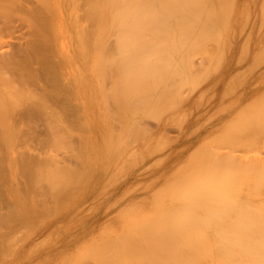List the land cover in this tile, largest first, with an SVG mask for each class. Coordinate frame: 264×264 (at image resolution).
Instances as JSON below:
<instances>
[{
    "label": "bare ground",
    "instance_id": "bare-ground-1",
    "mask_svg": "<svg viewBox=\"0 0 264 264\" xmlns=\"http://www.w3.org/2000/svg\"><path fill=\"white\" fill-rule=\"evenodd\" d=\"M235 2L236 0H0V200H5L4 203L0 202V249L7 248L12 239L22 245L21 247H31L35 239L28 240L30 229H40L35 234L36 239L39 243L40 240L44 241L45 239H41L43 233L52 230L53 226L62 225L67 216L61 210V202L65 203L66 194V199L70 202L78 200L82 194L90 196L86 185L87 178L93 172L90 153L92 158L96 154L99 158L100 155L103 161H109L112 158L110 156L115 154V157H118L119 169L124 172L122 169L125 170L128 162L133 161L137 154H133L132 159L131 156L129 158V155H125V148L138 142L132 141L126 146L130 141L129 136L134 138L132 133L138 130L134 126L136 118H156L157 113L159 117L163 108L160 111L157 109L161 106L169 112L170 106L176 107L177 101L174 102L172 96L174 93L178 95L179 91L182 99L177 96L181 99L178 105L184 106L182 109L188 107L191 111L192 107H195L194 110H203L205 104L207 105V94L210 92L207 91L204 95L201 92V95L193 96L192 100L184 101L183 95H188L185 92L182 95L183 87L190 94L191 91L199 89L198 85L202 81H209L206 86L209 88L204 87V91L212 89L215 85L216 82L211 80L215 79L220 69L218 67L222 66L224 57L230 51V39L234 40L242 30L239 24L241 16L235 9ZM260 2L256 26L260 33L258 39L256 38V47L254 51H248L243 44L242 49H239V53L245 52L243 59L246 53L252 57L248 69H264V0ZM235 10L237 15L236 12L233 15ZM242 25H245L244 21ZM10 37L17 39V43L13 45ZM237 38L235 40L241 39L239 36ZM107 40H113L116 46L114 50L110 48L111 45L110 49L107 48ZM210 42L215 43L213 52L212 46L208 48L207 45ZM239 44H242V41ZM193 55L208 59L201 75L196 74L197 71L193 72L194 69L190 66ZM106 75L112 84V89L106 96L111 98L117 109L115 111L118 113L119 123L117 117L116 122L120 127V131L115 134L111 129L108 130L114 134V142L109 140L110 134L106 138L108 132L98 131L101 122L99 105L107 108L106 100L109 101L105 100L103 87L101 88L103 84L100 81ZM170 80L174 81L173 87H177L178 83L188 86H181L183 90L178 88L179 90L174 92L170 89L172 84L167 87ZM238 81L234 74H230L224 81L225 88L230 89L235 98L233 101L231 99L230 103L227 101L229 105L240 101L241 88L235 91L239 85ZM249 85L246 84L247 87H243L241 92L242 95L256 93L257 97L255 94L252 97L254 101L249 97L246 106H243L245 101L240 104L244 107L240 106V115L234 110L233 116L223 121L229 122L224 125L227 131L223 132L224 128L218 131V126L214 129L218 132L214 139L220 142V145L224 144L226 151H220L221 154L217 150L210 152L202 144L203 140L199 139L198 143L201 144L195 145L198 146L197 149L193 148L195 153H192L193 149L188 150L193 154L189 156L186 152L192 141L185 139L183 147L180 145L182 150L176 149L175 157L186 149L185 157L188 158H182L185 159L184 162H179L180 166L177 164L178 167L174 170L176 172L170 177L162 173L163 169L158 171L162 173V182L158 183L160 180H156L157 176L155 180L153 177L151 195L147 196L141 192V181L130 185L133 187L130 188L129 194L134 199L125 200L126 191L120 192L118 201L116 199L120 204L119 212L116 211L119 214L117 217H107L100 228L102 232L114 236L111 239L108 237L109 240H94L95 245L103 242V245L99 246L100 253H103V256L100 255L101 260H117L121 264H264V76L255 82H249ZM195 95H198V91ZM209 97L211 98V95ZM161 98L165 99V103L158 104ZM227 103L225 101L223 104ZM220 107L218 110L222 108ZM228 109L230 106L225 110ZM185 110L182 112L187 113L188 109ZM198 112L201 114V111ZM191 118L194 119L193 116ZM132 119L134 127L129 124ZM113 122L115 120L111 123ZM206 123L199 131H207ZM139 126L137 127L140 128ZM198 127L199 125L195 128L192 126L193 129L190 128L189 131H198ZM74 128L77 133L82 128L89 134L91 131V136L98 137L99 141L94 145H91L90 140L91 144L88 140L83 143L84 136L79 135L81 131L78 133L79 137L75 135L77 133ZM130 128H135L131 130L132 133ZM189 131L188 136L191 134ZM74 132V138L77 136L80 141L76 140L73 148L74 145L70 146L71 141L69 142L68 138L73 136ZM136 133L134 135L139 136V133ZM145 134L146 132L143 135ZM80 136L83 139H79ZM29 139L32 144H28ZM146 144L144 141L143 147ZM61 146L64 150L67 148L66 151L75 157L76 160L72 157L76 161L72 163L75 166L69 164V167H65L63 162L66 160L55 157L54 149ZM154 147L151 149L153 151L149 152L148 149L144 153H149V156L154 152ZM236 147L240 149L237 151L239 154L244 150L241 155H234L232 152L237 150ZM135 149L134 153L142 152L141 149ZM174 151L175 149L169 155ZM68 152L65 153L71 155ZM140 153L137 156L139 164L144 159V153L142 152V156ZM156 157L155 161L152 159L154 163L158 162L161 156ZM164 157L167 158L166 162L169 158L167 155ZM94 159L92 160L95 163L98 159ZM134 161L135 165L131 162L128 168L137 165L136 157ZM60 163H63L65 169H62L61 165L58 166ZM136 172V175L132 173L131 179L136 178ZM122 176L120 179H123ZM114 181L116 182L115 179ZM45 191L48 195L52 194L50 203L46 201ZM42 212L46 215L52 213L54 219L50 220L48 216L42 218ZM76 212L77 215L73 214L74 217L71 218L72 222L75 223L84 217L81 221L86 223L89 216L86 217L83 212L79 214L78 210ZM86 230L88 227L82 229L87 234ZM27 231L29 233L26 235ZM23 235H26L29 242H21ZM56 244L54 246H57Z\"/></svg>",
    "mask_w": 264,
    "mask_h": 264
},
{
    "label": "rangeland",
    "instance_id": "rangeland-1",
    "mask_svg": "<svg viewBox=\"0 0 264 264\" xmlns=\"http://www.w3.org/2000/svg\"><path fill=\"white\" fill-rule=\"evenodd\" d=\"M259 3V4H258ZM240 4V5H239ZM261 4V2H260V0H236V2H235V9H237V11H239L238 13H239V16H241L240 17V20L241 21H239V24L242 26V27H244V26H246L245 28H242L241 27V31L239 32V35H237V36H239V38L241 37V39H239V40H235V39H238L237 38V36H236V38L233 40H231L230 39V51H229V53L224 57V61L222 62V66H219L218 67V73H217V75H215V79L214 80H211V81H213V82H216L215 83V85H213V88L212 89H206V91H204V87H206L207 86V84H208V82L209 81H207V80H205V81H202V83H199V89H200V91H199V89H195L194 90V92H190V94H188L189 92L186 90V88L185 87H183L185 84H181V85H179V83L177 82V81H175V83L177 82L178 83V86L177 87H173V83H174V81L173 82H171V80L168 82L169 83V85H167V87L168 86H170V84H172V87L170 88L171 90H173L174 92H177L179 89L180 90H183V93H182V91H181V93H182V95L184 94V92H185V94H187L188 96H186V95H183L184 97H183V99H184V101H185V99L186 100H192L193 99V96H199V95H201V92H203V94L202 95H204L205 93H208V92H210L209 94H207L208 95V98L206 99V101H207V105L205 104V106L203 107V110H201L200 108H197V109H195L194 110V108L195 107H192V109H191V111H189V108L188 107H185V108H183L184 110L187 108L188 109V111H186L187 113H185V112H182V107H184V106H181V105H178V101H179V99L181 98L182 99V96H179V92H177L178 93V95L177 94H175L174 93V95L172 96V99H174L173 101L174 102H176L177 101V104H176V107L175 108H172V106H170L171 107V109L169 110V112H167L168 111V109H167V111L165 110V107H159L157 110H161V108H163L164 109V111H157V112H159V117H157V114H155L156 115V118H152V117H145L144 119L140 116L139 118H136L135 119V122H134V120L132 119V120H130L129 121V124H132V127H134V126H136V128L138 129L137 131L136 130H134V129H132V128H130V131L131 130H134V132L132 133V131H131V133L133 134V136H134V138H132V137H130L129 136V139L128 140H130V141H128V144L126 145V146H128L129 145V143L131 144V142L133 141H137L138 140V142L136 143H132L131 145H129V147H127V148H125V155L126 156H128L129 155V158H130V156H131V158L130 159H132V157L135 155V157H136V160H137V165L136 166H134L133 167V165H131L130 166V168H128L129 166V163L131 164V162H132V164H134L135 165V157L133 158V161L131 160L130 162H128V165H126L127 167H126V169L124 170V168L122 169L124 172H121L120 171V169H119V163H118V157L116 158L115 157V154L113 155L112 154V156H110V157H112V158H110V160L108 161V160H106V161H103V160H101L100 159V155H99V158H98V156H97V154L95 155V156H93V158H95L94 160H96V159H98V160H96L95 161V163H94V161L92 160L93 158H92V155H90L89 154V156L91 157V160H90V164H91V161L93 162L92 164H91V167H93L92 168V170H93V172L90 174L91 176H89L88 178H87V180H86V185H87V187L89 188V197H86L87 195H80L79 197V199L77 200V199H74L73 201H75V203L73 204L72 202H70L69 200H67L66 198H68V195L66 194V198L64 199L65 200V203L64 202H61V204H62V206H61V210L63 211V213H66L67 214V216L64 218V222H63V224L62 225H60V226H53V228H52V230H48V231H46L45 233H43V235L41 236V235H39V236H41V239H45L44 241H42V240H40L41 242L39 243V240L38 239H36V233L37 232H39V230H35V229H30L29 231H30V234L29 235H27L26 233H29V231H27V232H25V234L27 235V238H28V240H34L35 239V242H32V245H31V247H29V248H27V247H21L17 242H15V241H10L9 242V246L6 248H1L0 249V264H110L111 262H113L112 264H121V263H119L117 260H113V261H108V262H105L103 259V261L100 259L101 258V256L100 255H102L103 253H100L101 252V249L99 248V246H100V244L101 245H103V242H101L99 245H95V241L94 240H96L97 238H98V240L100 239H103V238H105V239H107V240H109V238L111 239V237H113L114 235H111V234H107V233H104V232H102L101 230H100V228H102L103 227V224H104V222H105V220H106V218L107 217H111V218H113V217H117V214H119V213H117V212H119V206H120V204L117 202L118 201V199H117V197L120 195V192H123V191H126V194H124L125 195V200H128V198H129V200H132V199H134V198H131V195L129 194V191L132 189V187L133 186H130V185H133V184H136V183H139L140 181V185L145 189H143L142 188V191L141 192H143L144 194H146L147 196H149V195H151L152 194V189H153V177H154V180H155V178H156V176H157V178L158 179H156V180H162V173H164L165 175L167 174L168 176L167 177H170V175L172 174V173H175L176 171H174V170H176V168L178 167L177 166V164L179 163V164H181V163H183L184 162V160L185 159H187L185 156H187V154L185 155V152H186V149L185 150H183L180 154H179V159H178V157L176 158L175 157V152L179 149V150H182L181 148L183 147V144L185 143V142H183L185 139L187 140L188 138L189 139H191V145L189 146V148L187 149V151L188 150H192L194 147H196L195 149H197V147L198 146H195V145H200L201 143H198L199 142V139L200 140H203V141H201L202 142V144H204L205 146H206V148L205 149H209V151L210 152H213V151H226L225 149H224V147L223 146H225L224 144H223V146L222 145H220L221 143L220 142H217V140H215L214 139V137H216L217 136V134H218V132L216 133L215 132V130L214 129H217V126L218 127H220V129H218V131H221L225 126V124H227V123H229V122H223V121H225L226 120V118L227 117H230L231 118V116H233L232 114L234 113V110L237 112H239V110H240V104H242L244 101L246 102H248L249 100H248V98L251 100V98L254 96V94L256 95V93H252V94H246V93H243V95H244V97H243V95H242V90H243V87H247L248 85H249V82H255V80H258L260 77H262V76H264V75H261L260 76V74H264V69H248L249 67H248V63L251 61V56L250 55H248V53H246V56H245V58L243 59V57H244V54H245V52H244V54H243V52H242V54L241 53H239V52H241V50H239V49H242V47L244 46L243 44H245V49L246 50H252V51H254V49H255V47H256V41H257V39H258V36H259V33H260V31L258 30V27L256 28V26H258V24H257V21H258V13H259V7L261 6L260 5ZM238 7V8H237ZM241 7V8H240ZM251 9H253V10H251ZM255 10V11H254ZM237 11L235 10V11H233V15H235V13L234 12H236V15H237ZM244 11H245V13H244ZM255 12V13H254ZM249 14V16H247V15ZM255 14V15H254ZM247 18H246V17ZM252 16H253V18H254V20H253V18H252ZM255 16V17H254ZM231 17H232V15H231ZM235 17V16H234ZM245 17V18H244ZM244 18V19H243ZM246 19V20H245ZM251 19H252V23H251ZM243 21H244V24L245 25H242L243 24ZM246 21V22H245ZM254 21V22H253ZM240 22H242V24L240 23ZM239 28V27H238ZM244 29V30H243ZM247 30V31H246ZM256 30H258V32L256 31ZM254 31H256V32H254ZM247 33V34H246ZM257 33V34H256ZM15 34V36L17 35V32H15L14 33ZM14 34H13V37H15L14 36ZM244 34L246 35V36H244ZM256 35V36H255ZM232 36V33H231V35H230V37ZM255 36V37H254ZM13 37H10L11 39H10V42L14 45L15 44V42L17 41V39L15 40V38L13 39ZM111 37V36H110ZM242 37H244V39L242 38ZM232 38V37H231ZM248 38H249V40H248ZM257 38V39H256ZM108 39V38H107ZM111 38H109V40H110ZM109 40H107L106 42H105V44L107 43V45H108V47L107 48H109V45H111V47L110 48H112V50H114L113 48L114 47H116V46H114V43L112 42L113 40H111V42L109 41ZM244 40V41H243ZM241 41H242V44H239V43H241ZM247 42V43H246ZM254 42V43H253ZM17 43V42H16ZM108 43H110V44H108ZM253 43V44H252ZM215 44V43H214ZM214 44H212V42H210V43H208L207 45L209 46L208 48H211L210 46H212V52L214 51L213 50V48H215V47H213V45ZM207 45H206V47H207ZM246 45H248V46H246ZM253 45V46H252ZM215 46V45H214ZM239 46V47H238ZM252 46V47H251ZM237 47V48H236ZM241 47V48H240ZM251 47V48H250ZM109 48V49H110ZM207 48V49H208ZM245 49H243V51L245 50ZM112 50H111V52H112ZM208 51H210V49L208 50ZM116 52V51H115ZM209 53H211V51L209 52ZM111 54H113V52L111 53ZM116 54H117V52H116ZM116 54H114L116 57H117V55ZM192 57V56H191ZM118 58V57H117ZM234 59V60H233ZM191 60H192V65L190 64V66H192V68L194 69L193 70V72H196V74L197 73H201L202 74V69H203V67H205L207 64H206V62H207V58H204V57H198V55H196V57H195V55H193V57H192V59H190V62H191ZM244 60V61H243ZM250 60V61H249ZM255 60V59H254ZM252 61H253V59H252ZM236 62V63H235ZM236 64V65H235ZM246 67H245V66ZM208 67V66H207ZM195 68H196V70H195ZM244 69V70H243ZM246 69V70H245ZM192 70V69H191ZM262 70V71H261ZM199 71H201V72H199ZM205 70H203V72H204ZM261 71V72H260ZM192 72V73H193ZM233 72V73H232ZM258 72V73H257ZM191 73V74H192ZM256 73V74H255ZM260 73V74H259ZM194 74V73H193ZM192 74V75H193ZM200 74V75H201ZM230 74H234L236 77H237V79H239V81L237 82L239 85H238V88L237 89H235V91L236 90H238V89H240V92H239V95H240V101L239 102H236V101H234L235 102V104H233V102H232V104L233 105H229L228 103H230V101H231V99H232V101L233 100H235V98L233 97V93L231 92V90L229 89H227V88H225V82L224 81H226V79H227V77L230 75ZM259 74V75H258ZM258 75V76H257ZM197 76H199V75H197ZM196 76V77H197ZM257 76V77H256ZM260 76V77H259ZM104 77V76H103ZM195 77V76H194ZM193 77V78H194ZM200 77V76H199ZM199 77H197V78H199ZM191 79H192V77H190ZM196 78V79H197ZM94 79V78H93ZM106 79V80H105ZM108 77H107V75H106V77H104V79L102 78V80H100V81H102L101 83L103 84L102 86H101V88L103 87V92H104V94H105V100L106 99H109V97L108 96H106V94L108 95V93H109V91L112 89V84H111V80H110V78L108 79ZM195 79V78H194ZM251 79V80H250ZM105 80V81H104ZM193 80V79H192ZM244 80V81H243ZM171 82V83H170ZM180 83H181V81H179ZM227 83V82H226ZM105 84V85H104ZM247 84V86H245ZM174 86H176V85H174ZM183 87V89H182V87ZM185 86H188L187 84L185 85ZM227 86V85H226ZM250 86V85H249ZM111 87V88H110ZM181 87V88H180ZM229 87V86H228ZM174 88V89H173ZM179 88V89H178ZM202 88V89H201ZM206 88H209V87H206ZM170 89H168V90H170ZM167 90V91H168ZM170 90V91H171ZM186 90V91H185ZM203 90V91H202ZM213 90V91H212ZM198 91V95H195L196 94V92ZM208 91V92H207ZM225 91H228V92H225ZM242 91V92H241ZM234 92V91H233ZM223 93V94H222ZM232 93V94H231ZM229 94V95H228ZM211 95V98L209 97ZM237 95H238V93H237ZM238 95V96H239ZM249 95V96H248ZM175 96L177 97V96H179V97H177V98H175ZM185 96H186V98H185ZM221 96V97H220ZM230 96V97H229ZM174 97V98H173ZM231 97H233V98H231ZM256 97H257V95H256ZM195 98V97H194ZM111 99V98H110ZM109 99V101L108 100H106L108 103L106 104V102H105V104H106V106L105 107H107V108H103L101 105H99L100 106V108H101V112H100V120H101V122L99 123V126H98V131L99 132H101V133H105V132H108L107 134H106V138H107V136H108V134H110V141L112 140L113 142H114V140L116 139H114V137L115 136H113V138H112V132L114 131V134L115 133H118L120 130V127L117 125V120H116V117L118 116V113H117V111H115V110H117L116 109V107L114 106V104L111 102L112 100H110ZM180 99V100H181ZM210 99V100H209ZM228 99V100H227ZM253 99V98H252ZM256 99V98H255ZM176 100V101H175ZM165 101V99L163 100L162 98L160 99V103H158V104H161V103H165L164 102ZM172 101V102H173ZM225 101H226V103H227V101H228V103L226 104V105H224L225 104ZM253 101H254V99H253ZM171 102V103H172ZM243 103L244 105L243 106H246L248 103L246 102V103ZM220 103V104H219ZM224 103V104H223ZM110 106H109V105ZM221 104H223V105H221ZM237 104V105H236ZM239 104V105H238ZM253 104V103H252ZM113 107H112V106ZM171 105V104H170ZM179 107H178V106ZM216 105H218L217 106V108H216ZM228 105V106H227ZM219 106H221L220 108V110H218L219 109ZM230 106V109H228V111L227 110H225L226 108H228ZM232 106L234 107L235 106V108H232ZM243 106H241V107H243ZM174 107V106H173ZM224 107H225V109H224ZM239 107V109H237ZM178 108H180V109H178ZM191 108V107H190ZM233 110H232V109ZM244 108V107H243ZM242 108V112H244L243 109ZM103 109H104V111H103ZM106 109H108V110H106ZM178 109V110H177ZM182 109V110H181ZM211 109H213V110H211ZM216 109H217V111H216ZM223 109H224V111H223ZM110 110V111H109ZM175 110H176V112H175ZM205 110V111H204ZM232 110V111H231ZM166 111V112H165ZM181 111V112H180ZM198 111H201V114H200V112H198ZM203 111V112H202ZM223 111V112H222ZM227 111V112H226ZM231 111V112H230ZM110 112V113H109ZM111 112L113 113V114H111ZM164 112V113H163ZM188 112H191V114L190 113H188ZM197 112H198V116H197ZM222 112V113H221ZM241 112V113H242ZM170 113H173V114H170ZM117 114V115H116ZM168 114H169V116H168ZM178 114V115H177ZM183 114V115H182ZM190 114V115H189ZM196 116H195V115ZM210 114H211V116H212V119H211V116H210ZM227 114V115H226ZM110 115V116H109ZM112 115V116H111ZM161 115V116H160ZM166 115V116H165ZM207 115H208V117H209V119H208V117H207ZM226 115V116H225ZM238 115H240V112H239V114ZM165 116V117H164ZM176 116V117H175ZM179 116V117H178ZM182 116H184V118H182ZM187 116V117H186ZM189 116V117H188ZM193 116V118L194 119H192L191 117ZM200 116V117H199ZM113 117H114V120H115V122H113V123H111L112 121H114V120H112L113 119ZM186 117V118H185ZM141 118V119H140ZM169 118H171L170 120H169ZM207 118V119H206ZM111 119V120H110ZM117 119H118V117H117ZM140 119V120H139ZM154 119H157V120H154ZM182 119V120H181ZM184 119V120H183ZM203 119H204V121H203ZM167 120V121H166ZM181 120V122H179ZM227 120H228V118H227ZM131 121H133L134 123H136L134 126H133V124L134 123H131ZM137 121V122H136ZM139 121V122H138ZM164 121V122H163ZM165 121H166V123H165ZM183 121H186V122H183ZM190 121V122H189ZM216 121V122H215ZM105 122V123H104ZM198 122L200 123V124H198ZM207 122V123H206ZM118 123H119V119H118ZM138 123V124H137ZM203 123V124H202ZM204 123H206L207 124V131L208 130H212L211 132L213 133V134H211V132H207V131H203L202 129L199 131V128L201 127V126H204L205 124ZM223 123V125H221ZM139 124H140V126H139ZM81 125V124H80ZM115 125V126H114ZM196 125H199V127L197 128L198 129V131H196V129L195 130H193L192 132H194L195 131V133H192L191 131H189L190 130V128H192V126H193V128H195L196 127ZM216 125V126H215ZM116 126H118L116 129H115V127ZM131 126V125H130ZM137 126H139L140 128H138ZM221 126H223V127H221ZM226 126H228V125H226ZM83 127H85V126H83ZM114 127V128H113ZM183 127H184V129H183ZM210 127V128H209ZM76 128H78L77 126H76ZM76 128H74L75 129V132L77 133V129ZM81 128V126L78 128V129H80ZM192 128V129H193ZM212 128V129H211ZM226 128V127H225ZM224 128V129H225ZM109 129H111V131L112 132H109L108 130ZM183 129V130H182ZM227 129V128H226ZM223 130V132L224 131H227V130ZM82 130H83V128L81 129V130H79V132L78 133H80V131H81V133L79 134V135H81L82 134V136H84V140H82V142L83 141H85V142H83V143H86V140H88V142H89V140L92 142V144L89 142V144H91V145H94V144H96L99 140H98V137L96 138V137H92L91 135H93V133L90 131V134H89V132H85V129L83 130V132L84 133H86L85 135H84V133L82 132ZM87 130V129H86ZM119 130V131H118ZM89 131V130H88ZM137 133H136V132ZM139 131V132H138ZM140 131H143L144 133L146 132V134L145 135H143L144 133H141ZM191 132V134L188 136V134H187V132ZM75 132L72 134L73 136H71V137H69L68 138V141L71 143H69L70 144V146H72V145H74L75 143H77L76 142V140H77V136L79 137V135H78V133L77 134H75ZM215 132V133H214ZM138 134L139 136H137V135H134V134ZM140 133L142 134V135H140ZM204 133V135H202ZM208 133V134H207ZM74 134L75 135H77L76 136V138H74ZM113 134V135H114ZM185 134V135H184ZM205 134H207L206 136H205ZM91 137H90V136ZM104 135V134H103ZM216 135V136H215ZM82 136H80V138L79 139H83V137ZM88 136V137H87ZM202 136V137H201ZM210 136V137H209ZM82 137V138H81ZM137 137H139L138 139H137ZM143 139V137L145 138L143 141H140V139L141 138ZM185 137V138H184ZM192 137V138H191ZM196 137V138H195ZM204 137H206V138H204ZM87 138V139H86ZM88 138H90V139H88ZM131 138L133 139V140H131ZM202 138H204V139H202ZM209 138V139H208ZM74 139V140H73ZM32 140V139H31ZM73 140V141H72ZM94 140H95V142H94ZM161 140V141H160ZM28 141V144L31 142V144H32V141H30V139L29 140H27ZM34 141V140H33ZM77 141H80V140H77ZM105 141H106V139H105ZM147 142V144H146V146H144L143 147V145H142V143L143 142ZM150 141V142H149ZM74 142V143H73ZM81 142V143H82ZM157 142V143H156ZM73 143V144H72ZM80 143V142H79ZM80 143V144H81ZM196 143V144H195ZM198 143V144H197ZM88 144V143H87ZM88 144V145H89ZM145 144V143H144ZM155 144H156V146H155ZM159 144V145H158ZM161 144V145H160ZM170 144V145H169ZM225 144H227V143H225ZM79 145V144H78ZM167 145V146H166ZM172 145V146H171ZM180 145H182V147L180 146ZM97 146V145H96ZM140 146V147H139ZM141 146H142V148H144V149H142L141 148ZM150 148H149V147ZM155 146V147H154ZM180 146V147H179ZM205 146H203V148L205 147ZM222 147V149H220L219 147ZM75 147V145L73 146V148ZM113 147V146H112ZM133 147V148H132ZM148 147V148H147ZM152 147H154V152H152L149 156H148V154H147V152H145L144 153V151H148V149H149V152H151V151H153V150H151V149H153ZM227 147L229 148L230 147V145H227ZM61 149L62 148V150H56V149ZM58 148H55L54 149V154H55V157L57 158V159H59V160H61V158H62V160L64 159V160H69V161H65V162H63L64 164H66L65 165V167H69L68 165L69 164H71L72 166H75L74 164H72V163H76V161H74V159H75V157H73V155L70 153V152H68V151H66L67 150V148H66V150H64L65 148H63V146H61V147H58ZM136 148V149H135ZM171 148V149H170ZM238 147H236L235 149H237ZM131 149V150H130ZM133 149V150H132ZM134 149L136 150V151H138L139 149H141L142 150V152L144 153V156H147V157H144V156H142L143 155V153L141 154L140 152H135L134 153ZM147 149V150H146ZM175 149V151H174V153L170 156L169 154H170V152H172L173 150ZM177 149V150H176ZM151 150V151H150ZM178 150V151H179ZM240 149H237L235 152H237V151H239ZM140 151V150H139ZM228 151V150H227ZM230 151V150H229ZM244 150H241V152H243ZM65 152H68V153H70L71 155H69L68 156V154H66ZM133 152V153H132ZM196 152V151H195ZM194 152V149H193V151H192V153H195ZM233 153H234V155H238L239 154V152H237L236 154H235V152H234V150L232 151ZM240 152V154L239 155H241L242 153ZM138 153H140L141 154V156H142V158H144L143 160H142V162L140 161V164H139V161H138ZM177 153V152H176ZM186 153H189V151L188 152H186ZM192 153H189V156L192 154ZM65 154H66V156H65ZM134 154V155H133ZM147 154V155H146ZM220 154H221V152H220ZM124 155V157L126 158V156ZM151 155H152V157H151ZM163 155V156H162ZM165 155H167V157L169 158L166 162H165V160L167 159V158H165L164 156ZM174 155V156H173ZM193 155V154H192ZM191 155V156H192ZM71 156V157H70ZM123 156V155H122ZM156 156H161L160 158H159V161L157 162H155L154 163V161H155V157ZM170 156V157H169ZM74 159H73V158ZM149 157H151V158H149ZM174 158V160H172L173 158ZM185 157V159H182V158H184ZM65 158H68V159H65ZM71 158V159H70ZM124 158V159H125ZM140 158V157H139ZM141 158V159H142ZM147 158V159H146ZM154 158V161L152 160ZM157 158V157H156ZM172 158V159H171ZM73 159V160H72ZM164 159V160H163ZM171 159V160H170ZM177 159V160H176ZM63 160V161H64ZM73 162H72V161ZM76 160V159H75ZM115 160V161H114ZM140 160V159H139ZM157 160V159H156ZM170 160V161H169ZM114 161V162H113ZM150 161V162H149ZM175 161V162H174ZM181 161H183V162H181ZM69 162V163H68ZM108 162V163H107ZM134 162V163H133ZM161 162V163H160ZM174 162V163H173ZM63 163H60L58 166H60L61 165V167H63L64 165H63ZM104 163H106V164H104ZM149 163H151V165H149ZM167 163H168V165H167ZM171 163H172V165H171ZM109 166H108V165ZM178 164V165H179ZM70 165V166H71ZM145 165V166H144ZM152 166V167H150L149 168V166ZM71 166V167H72ZM117 166H118V169H117ZM148 166V167H147ZM176 166V167H175ZM180 166V165H179ZM107 167V168H106ZM132 167V168H131ZM143 167H147L146 169L144 168V171H143ZM106 168V169H105ZM128 168V169H127ZM62 169H65L64 167L62 168ZM105 169V170H104ZM117 170V172L115 171V170ZM141 170V171H138V170ZM161 169V170H160ZM162 169H163V171H162ZM127 170V172H125ZM153 170V171H152ZM105 171V172H104ZM110 171V172H109ZM137 171V172H136ZM158 171H162V173L161 172H158ZM134 172V173H133ZM135 172L136 173H138L137 174V176H136V178H134V179H131V176H132V173L134 174V175H136L135 174ZM151 172V173H150ZM157 172L158 173H160V178H159V174H157ZM125 173V174H124ZM104 174V175H103ZM116 174V175H115ZM155 174H157V175H155ZM123 175V176H122ZM128 177V179H127V177ZM152 175V176H151ZM155 175V176H154ZM121 176L123 177V179H120L121 178ZM112 178V180H111V178ZM130 177V178H129ZM105 179V180H104ZM107 179V180H106ZM114 179L116 180V182L114 181ZM149 179H151L150 181H149ZM144 180V181H143ZM148 180V181H147ZM159 181L158 183H160L161 184V182L162 181ZM137 181H139V182H137ZM152 181V182H151ZM103 182V183H102ZM109 182L111 183V184H109ZM143 182V183H142ZM145 182V183H144ZM11 183H12V185H13V181H11ZM114 183H116V184H114ZM151 183V184H150ZM155 183V182H154ZM103 184V185H102ZM109 184V185H108ZM114 184V185H113ZM146 184V185H145ZM147 184H148V186H147ZM159 184V185H160ZM105 185V186H104ZM107 185V186H106ZM130 186V187H128V186ZM149 185H151L150 186V188H149ZM101 186V187H100ZM108 186H110V187H108ZM113 186V187H112ZM144 186H146V187H144ZM104 187V188H103ZM127 187V188H126ZM101 188V189H100ZM103 188V189H102ZM110 188V189H109ZM131 188V189H130ZM148 188V189H147ZM147 189V190H146ZM80 190V189H79ZM82 190V189H81ZM100 190H104V192L103 191H100ZM107 190V191H106ZM111 190V191H110ZM149 190V191H148ZM49 192V191H48ZM79 192V191H78ZM107 192V193H106ZM109 192V193H108ZM148 192H151L150 194L148 193ZM45 193H47V191H45ZM99 193V194H98ZM116 193H117V195H116ZM122 194V193H121ZM129 194V195H128ZM47 195H48V193H47ZM46 195V197H47V200L46 201H49V200H51L52 199V194L51 193H49V195L47 196ZM51 195V196H50ZM123 195V194H122ZM98 196V197H97ZM91 197V198H90ZM95 197V198H94ZM97 197V198H96ZM136 197V196H135ZM131 198V199H130ZM90 199H92V200H90ZM94 199V200H93ZM116 199H117V201H116ZM90 200V201H89ZM152 200V199H151ZM110 201H113V202H110ZM114 201H115V203H114ZM0 202L2 203H4L5 202V200H0ZM49 203H50V201H49ZM64 203V204H63ZM70 203H72V205L70 204ZM97 203V204H96ZM100 203V204H99ZM111 203H113V206H111ZM82 204H84V205H82ZM104 204V205H103ZM106 204H109V205H106ZM80 206V207H79ZM76 207H79V208H76ZM108 207H110V208H108ZM81 208V209H80ZM108 208V209H107ZM39 209H40V207H39ZM104 209V210H103ZM105 209H107L106 210V212H105ZM117 209V210H116ZM119 209V210H118ZM41 210L43 211L44 209H42L41 208ZM78 210V213L81 211V210H83V211H81V212H83V213H85L86 214V217H88L89 216V218H88V220L86 221V223H84L83 224V221H81V219L82 218H84V217H81L79 220H77L75 223H73L72 222V219L71 218H73L74 216H73V214H75V212ZM86 212H85V211ZM88 210V211H87ZM103 211H104V213H103ZM117 211V212H116ZM46 212V211H45ZM45 212L43 213H41V214H44L43 215V217L42 216H40L39 215V218H48L49 217V219L51 220V219H54V217H53V215H52V213L51 214H45ZM70 212H72L71 214H70ZM80 212V213H81ZM47 213V212H46ZM77 213V212H76ZM79 213V214H80ZM92 213V214H91ZM103 215H102V214ZM84 214V215H85ZM111 214H112V216H111ZM75 215H77V214H75ZM46 216H48V217H46ZM73 216V217H72ZM70 217V218H69ZM85 217V218H86ZM105 217V218H104ZM42 218H41V221H42ZM40 220V219H39ZM47 220V219H46ZM148 220V219H147ZM41 221H40V223H41ZM81 221V223H79ZM84 221H85V219H84ZM89 221V222H88ZM45 221H42V223H44ZM70 222V223H69ZM41 223V225H43ZM75 224V225H74ZM82 226H84V227H81L80 225ZM102 225V226H101ZM71 226V227H70ZM78 226V227H77ZM88 227V230H86V231H88V233L86 234V233H84L83 231H82V229L84 228V229H86V227ZM90 226V227H89ZM53 229H54V231H53ZM34 230L36 231L35 233H34ZM99 230L101 231V232H99ZM51 231H52V233H51ZM82 232V233H81ZM32 233V234H31ZM34 233V234H33ZM104 233V234H103ZM38 234H40V233H38ZM37 234V235H38ZM45 234V235H44ZM48 234H50L51 236H48ZM82 234H83V236H82ZM25 235V236H26ZM34 235H35V237H34ZM24 236V235H23ZM24 236V238H22L21 239V242H29V241H27V238ZM29 236H31L30 238H29ZM33 236V237H32ZM44 236H47V238L46 237H44ZM71 236V237H70ZM43 237V238H42ZM109 237V238H108ZM51 238H52V241H51ZM26 239V240H25ZM80 240V241H79ZM83 240V241H82ZM37 241V242H36ZM59 243H58V242ZM63 241V242H62ZM102 241V240H101ZM103 241H105V240H103ZM62 242V243H61ZM55 243H57L56 245L57 246H54V244ZM23 244V243H22ZM36 244H38V246L36 245ZM33 245H34V247H33ZM19 248V249H18ZM6 249L7 251H4V250ZM103 256V255H102ZM129 263V262H128ZM133 263V262H132ZM130 264V263H129ZM135 264V263H134Z\"/></svg>",
    "mask_w": 264,
    "mask_h": 264
}]
</instances>
